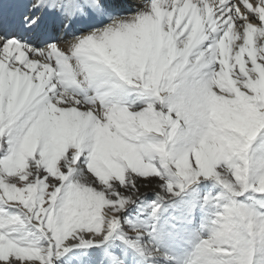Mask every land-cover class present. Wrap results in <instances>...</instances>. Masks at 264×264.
I'll use <instances>...</instances> for the list:
<instances>
[{"label": "snow or ice", "instance_id": "6c2138e0", "mask_svg": "<svg viewBox=\"0 0 264 264\" xmlns=\"http://www.w3.org/2000/svg\"><path fill=\"white\" fill-rule=\"evenodd\" d=\"M0 264H264V0H0Z\"/></svg>", "mask_w": 264, "mask_h": 264}]
</instances>
